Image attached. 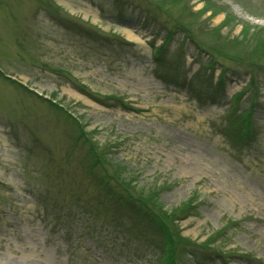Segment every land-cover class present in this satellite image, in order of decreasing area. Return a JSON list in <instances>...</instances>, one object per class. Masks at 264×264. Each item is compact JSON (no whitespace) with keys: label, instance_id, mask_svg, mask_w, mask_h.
I'll return each mask as SVG.
<instances>
[{"label":"rangeland","instance_id":"obj_1","mask_svg":"<svg viewBox=\"0 0 264 264\" xmlns=\"http://www.w3.org/2000/svg\"><path fill=\"white\" fill-rule=\"evenodd\" d=\"M0 264H264V0H0Z\"/></svg>","mask_w":264,"mask_h":264},{"label":"trees","instance_id":"obj_2","mask_svg":"<svg viewBox=\"0 0 264 264\" xmlns=\"http://www.w3.org/2000/svg\"><path fill=\"white\" fill-rule=\"evenodd\" d=\"M155 48V52H156ZM154 52V61L158 62V60H155L158 56L157 54H155ZM159 52V51H158ZM249 81H252V79L250 78ZM234 99V97H233ZM235 100V99H234ZM52 105L58 109V106H56L54 103H52ZM63 113H65V111H62ZM66 114V113H65ZM240 121L239 124L241 125V127L244 130H242V132L246 133V131H250L248 127V119H247V115H244L242 113V116H240ZM239 135V133H238ZM79 136V135H78ZM82 136V135H81ZM88 154H89V159L91 160V166L92 169H94L95 166H100L102 168V172L103 174L100 176L102 179H100V181L104 180L106 182V185L108 187H111L115 192H111V195L113 197H111L109 201H111V204H113L114 206L112 208H115L116 206V201L118 200L120 204H124L125 206H121L120 207V211L125 213L126 210H128L129 214H131V223L133 224L131 227L133 228H137L138 224L142 225L145 222L148 223V225L151 227V229L154 231V235H152L153 238L156 239V235L158 236V240L161 239V237L166 241V243L168 244H174V246L177 244L181 245V241L180 239H178L176 237H174L172 230L169 228L170 226L165 223L164 221H162L161 218V213L158 212V210L156 209L155 206H153L152 204H149L148 201H146L147 199H144L143 197L140 196H135V194L131 191V189L128 188V181L129 179L126 178L124 179L122 176H120L117 172L118 169H114V173L110 172L109 168L107 167V163L104 161L105 156L104 154L99 151L96 150L95 146H93L92 144L88 145ZM107 171H106V170ZM127 180V181H126ZM112 182H117L116 183V188H119V190H116L113 186H112ZM105 185V184H104ZM46 198H41L40 202L44 203L47 208V210H45L46 212H48V210H50V212L53 214V216L55 217V219H59L60 217H58L59 213V207L55 205L54 206H50L48 204V201L50 200L49 197V192L46 193ZM79 203V202H78ZM80 206V211L83 215V213H87L90 212V207L88 208V210L85 212L83 211V206ZM116 209V208H115ZM98 214H102V219L104 220L103 223L110 221L109 224L107 225H100L101 227L103 226L104 229L101 230L102 232H109L110 230H112L113 232V236H121L122 238L124 237V235H122V233H118V229L122 228V225L120 224V222H123V215H121L120 213H116L113 210H111L109 207H104L103 210H99ZM126 215V214H124ZM136 216V220H132L134 219V216ZM57 216V217H56ZM68 216V215H66ZM69 217V216H68ZM78 217H81L80 215H78ZM85 217V216H84ZM112 222V223H111ZM112 224V225H111ZM95 227H97V225H94ZM99 226V227H100Z\"/></svg>","mask_w":264,"mask_h":264}]
</instances>
